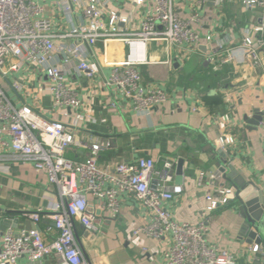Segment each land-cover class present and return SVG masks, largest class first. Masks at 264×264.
Instances as JSON below:
<instances>
[{
	"label": "crops",
	"instance_id": "0c3cea01",
	"mask_svg": "<svg viewBox=\"0 0 264 264\" xmlns=\"http://www.w3.org/2000/svg\"><path fill=\"white\" fill-rule=\"evenodd\" d=\"M124 1L115 0L114 4L122 8ZM175 1L184 18L199 15L195 28L203 36L211 35L213 41L202 44L184 60L178 57L186 47L181 52V47L169 48L164 43L148 45V63L140 67L143 83L161 87L169 95V101L150 114H137L129 102L117 99L116 93L104 86L112 65L123 62L128 55V47L119 41L106 45L98 42L84 52L97 69L92 79L76 74L74 62L66 66L69 80L84 102L83 108L68 111L66 116L54 109L51 96L43 92L48 85L44 73L30 70L17 76L27 86L26 103L48 117L76 124L77 143L67 151V158L84 161L89 146L99 142L102 149L98 164L105 170L139 158L153 159L157 168L171 163L174 178L170 185H182L184 193L168 208L175 221L197 223L206 207L204 196L208 187V180L204 186L198 185L201 171L219 175L214 187L227 186L229 180L219 168L233 166L264 195V119L256 129L248 125L255 110L264 112V64L257 67L242 61L240 51H235L231 63H224L227 49L238 47L247 30L263 23L264 11L248 9L240 1L232 0H223L221 4H216L217 0ZM127 8L140 16V10L132 5ZM51 17L57 27L68 28L57 10ZM136 27L137 24L131 26ZM219 46L224 50H219ZM9 95L14 98L11 92ZM222 137H232L234 142L222 148L217 145ZM2 163L0 222L18 221L17 229L8 230L20 231L29 222L26 214L41 211L40 230L50 244L58 234L54 229L46 231L53 224L48 215L60 200L56 187L49 186L47 176L32 163L16 159L10 152ZM180 174L182 181L178 182ZM240 207L235 199L213 214L208 241L228 250L237 264H264V260L253 261L249 253L256 243L250 233L256 228L246 226ZM95 215L99 232H87L79 222L74 227L77 244L90 264H165L166 240L134 235L136 228L150 222L147 210L134 197L122 200L121 213L116 218L106 212L96 211ZM261 243L264 245V241ZM17 264H59V260L49 255L40 262L23 258Z\"/></svg>",
	"mask_w": 264,
	"mask_h": 264
},
{
	"label": "built area",
	"instance_id": "2783aa9c",
	"mask_svg": "<svg viewBox=\"0 0 264 264\" xmlns=\"http://www.w3.org/2000/svg\"><path fill=\"white\" fill-rule=\"evenodd\" d=\"M232 1L264 11V0ZM222 2L217 0L216 4ZM114 3L115 0H0V169L10 152L44 173L60 198L48 215L53 224L46 228L47 232L58 231L56 238L50 244L45 242L40 230L41 211L26 214L33 224L31 230H8L0 235V264H17L23 258L35 263L49 255H55L59 264H90L77 244L75 222L87 232H99L95 212L116 218L127 196L134 197L150 216V222L136 228L134 235L167 241L165 264H237L228 250L211 244L207 238L213 214L236 199L235 187L213 186L219 179L217 173L201 171L198 175L199 186L208 180L206 207L199 221L177 222L168 204L177 201L184 188L170 185L174 178L171 163L157 168L153 159L139 158L105 170L98 164L102 149L99 142L89 146L84 161L69 159L66 153L77 143L76 124L48 117L25 102L27 86L17 74L39 70L48 83L43 92L51 96L55 110L66 116L68 111L83 108L84 102L69 80L66 66L74 62L76 74L94 78L97 69L84 52L98 42L106 45L112 41L125 44L128 55L123 62L112 65L104 86L112 89L117 99L129 102L139 115L150 114L169 101L164 89L143 83L140 67L148 63V45L164 43L169 48L181 47V52L186 47L178 57L184 60L202 44H210L212 36H203L195 28L200 21L198 14L184 18L175 0H126L122 8ZM127 5L140 10V16L127 11ZM55 10L67 21L68 28L57 27L51 17ZM263 35L264 20L246 31L238 47L227 49L224 63H231L235 51H240L242 61L262 66ZM219 50L224 47L219 46ZM233 142L232 137H222L217 145L224 148ZM249 253L253 261L264 260V245L254 243Z\"/></svg>",
	"mask_w": 264,
	"mask_h": 264
},
{
	"label": "water",
	"instance_id": "95a60500",
	"mask_svg": "<svg viewBox=\"0 0 264 264\" xmlns=\"http://www.w3.org/2000/svg\"><path fill=\"white\" fill-rule=\"evenodd\" d=\"M215 0H212L214 2ZM255 116L252 120L248 121V125L253 129L260 126L264 119V112L255 110ZM220 172L226 175L229 180L228 187L233 184L236 189V199L241 203L240 213L246 220V226H253L256 228L255 232L250 233V238L254 239L256 243L264 241V195L253 182H247L239 172L233 167H220ZM178 182L182 181V174L177 178ZM250 220L252 222H250ZM13 224L9 220H3L0 222V232L3 234L9 228H18V221ZM255 223V224H253ZM27 231L33 228V224L29 221L25 227H20Z\"/></svg>",
	"mask_w": 264,
	"mask_h": 264
}]
</instances>
